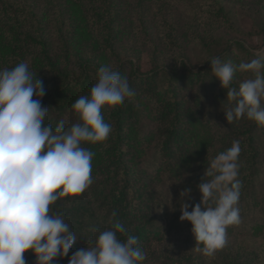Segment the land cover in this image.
Instances as JSON below:
<instances>
[{"label": "trees", "instance_id": "16d2710c", "mask_svg": "<svg viewBox=\"0 0 264 264\" xmlns=\"http://www.w3.org/2000/svg\"><path fill=\"white\" fill-rule=\"evenodd\" d=\"M157 2L163 6L188 5L192 8L193 19L184 33L179 35L172 25L166 26V49L180 57L192 46L191 50L203 54L205 60L193 70L183 59L174 58L171 68L165 65V57L159 56L162 52L153 46L151 61L156 69L153 73L140 75L132 67L128 73L113 69L127 76L135 94L122 105L103 110L105 122L112 129L106 141L82 144L94 153L93 183L81 195L61 198L50 206L52 214H63L77 236L68 255L57 257L53 264H68L73 253L86 248L88 241H95L99 232L110 229L114 221H119L125 228L124 234L117 233L121 241L129 235L138 238V246L146 254L143 264H198L186 248L195 238L191 223L179 219L180 207L187 203L191 211L192 206L200 203L202 195L197 186L204 178L205 169L216 155L230 148L236 140L241 148L238 159V179L242 183L238 205L241 223L229 229L264 233V183L261 182L264 177V150L261 147L264 126L246 118L229 125L224 114L231 106L226 98L227 90L210 72L212 58L219 57L224 63L250 62L264 56V44L262 53L254 55L244 42L227 37L237 31L221 0ZM88 3L80 4L81 10L74 9L68 18L71 38L67 41L60 38L59 44L54 46L47 33L36 34L33 27H44L35 23V18L21 2L0 0L1 63L4 69H12L26 62L29 70L43 81L46 94L41 103L49 109L44 122L51 124L53 129L61 119L65 120L66 127L78 122L71 105L80 96L89 95L97 82V72L102 64L99 60L93 63L83 50H89L88 46L92 45L102 47V54L114 55L117 31L114 18H117L113 15L116 13L106 20L99 10L101 4ZM84 8L86 13H83ZM258 31L264 39V22L258 26ZM70 49L74 50V56L77 54L78 65L73 71L64 67ZM159 67L162 68L160 71ZM239 74L234 76L232 87L238 88L242 81ZM244 75L254 78L252 73ZM143 105L151 109L148 117L153 128L148 135L155 141L153 158L159 159L164 174L176 173L182 165L195 164L182 184L172 180L164 191L147 184L130 162L132 149L144 136L141 133V120L145 117ZM218 120L219 125L216 124ZM209 122L213 124L212 130L204 126ZM202 131L206 135H202ZM157 166L155 163L154 167ZM185 189L191 191L183 197L181 193ZM113 211L115 218H112ZM257 211L259 222L253 223L249 216ZM24 259L25 264H36L31 251L24 253Z\"/></svg>", "mask_w": 264, "mask_h": 264}, {"label": "clouds", "instance_id": "9594fccd", "mask_svg": "<svg viewBox=\"0 0 264 264\" xmlns=\"http://www.w3.org/2000/svg\"><path fill=\"white\" fill-rule=\"evenodd\" d=\"M210 64L211 74L227 90L231 105L224 111L227 123L246 118L264 126V56L239 64L215 57ZM237 73H252L254 78L232 87ZM45 94L43 81L26 62L0 70V264H25L24 253L29 251L36 264H53L57 257L68 255L77 236L63 214H52L50 206L61 198L81 195L93 183L94 153L82 144L106 141L112 129L103 110L122 105L135 93L127 76L101 66L89 95L71 105L78 122L66 127L61 119L55 129L44 122L49 111L41 103ZM240 152L236 140L216 155L197 186L200 203L191 211L187 203L180 207V221L192 225L193 250L206 257L223 249L227 229L241 223ZM190 191L185 189L181 195L186 197ZM117 233L124 234L125 228L114 221L95 241L73 253L68 264H143L146 254L138 238L129 235L121 241Z\"/></svg>", "mask_w": 264, "mask_h": 264}, {"label": "rangeland", "instance_id": "374dc122", "mask_svg": "<svg viewBox=\"0 0 264 264\" xmlns=\"http://www.w3.org/2000/svg\"><path fill=\"white\" fill-rule=\"evenodd\" d=\"M21 2L23 7L33 18L35 23L44 28L36 29L38 32L47 33L48 37L53 41V45L59 44L60 38L68 40L71 38L68 24L69 17L74 13V9L80 11L79 5L92 2L95 6L102 5L99 9L106 20L113 14L115 20V39L113 44V54H102V47L94 48L88 46L89 50H83V53L90 56L89 59L93 63L99 60L101 66L108 65L112 69L123 70L129 72L132 67L140 75L153 73L154 65L151 58V47L155 46L162 52L159 54L165 57V65L168 64L172 68L173 59L178 61L183 59L186 66L194 68L203 62V54H198L196 50H191L192 46L187 49V54H181L180 57L176 54H171L170 50L166 49L165 30L167 25H172L175 32L179 35L184 33L186 27L192 22V8L188 5H169L163 6L157 0H17ZM81 1V3H80ZM223 9L227 12L232 20V24L237 31L228 38H235L244 42L251 48L254 55H260L263 51L264 39L262 35H258V26L264 22L263 8L264 0H221ZM24 4V5H23ZM88 3V5H93ZM77 11V12H78ZM83 9V13H86ZM61 29V30H60ZM62 31V33H60ZM59 32V35L57 34ZM67 33V34H66ZM98 34V33H97ZM96 34V35H97ZM164 43V45H163ZM70 56L65 57L64 67L68 70L77 67L76 56L74 50L70 49ZM98 53V54H95ZM78 53V52H77ZM94 53V55H93ZM184 56V57H182ZM0 60V70L4 69V65ZM162 68H158L160 71ZM240 73L239 79H246ZM142 110L145 117L141 120V133L144 135L142 139H138L136 146L132 149V158L130 162L136 173L143 176L146 183L154 189L164 191L169 187V184L174 180L175 184H182L188 173L192 170V166H181L179 170L169 175L164 174L159 159L153 158L154 139L150 138L148 132L153 128L152 120L148 117L150 106L143 105ZM217 125L220 124L218 120ZM216 125V126H217ZM207 128H213L210 122L204 125ZM202 135H206L202 131ZM261 147L264 150V139H261ZM157 163L159 166L154 167ZM163 173V175H162ZM163 176V177H162ZM264 183V177L261 180ZM167 194V193H166ZM259 212L250 215L249 218L253 223H258L257 217ZM252 216V217H251ZM196 246V241L193 239L187 249L192 253V257L198 264H264V233L260 231L236 230L227 229V244L218 250L213 256L206 257L193 250Z\"/></svg>", "mask_w": 264, "mask_h": 264}]
</instances>
